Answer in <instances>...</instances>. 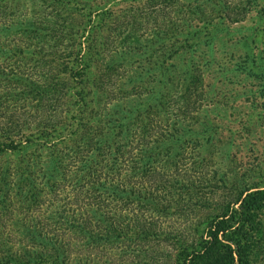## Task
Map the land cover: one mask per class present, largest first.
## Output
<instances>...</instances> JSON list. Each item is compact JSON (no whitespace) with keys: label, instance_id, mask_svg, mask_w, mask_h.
I'll use <instances>...</instances> for the list:
<instances>
[{"label":"trees","instance_id":"trees-1","mask_svg":"<svg viewBox=\"0 0 264 264\" xmlns=\"http://www.w3.org/2000/svg\"><path fill=\"white\" fill-rule=\"evenodd\" d=\"M210 1L234 19L253 5L0 0V264H252L264 251V180L205 171L216 131L198 128L210 90L194 47L209 42L182 35L213 24ZM134 57L155 67L134 71Z\"/></svg>","mask_w":264,"mask_h":264},{"label":"rangeland","instance_id":"rangeland-1","mask_svg":"<svg viewBox=\"0 0 264 264\" xmlns=\"http://www.w3.org/2000/svg\"><path fill=\"white\" fill-rule=\"evenodd\" d=\"M210 2L220 10L213 24L207 26L193 20L182 35L209 42L206 47L203 43L194 47L195 63L204 69L207 90H210L200 111L198 128L211 125L216 131L210 137L212 152L207 156L205 171L210 176L214 170L220 175L234 170L252 184L264 180V0H253L249 11L239 19L229 17L228 10L222 11L216 3ZM157 48L162 52L167 50ZM113 56L128 62L133 57L122 52ZM156 58L154 56L153 60ZM101 59L106 64L111 59L110 53ZM153 60L134 57L128 65L133 66L134 71L142 69L141 66L155 67ZM180 61L186 62V56ZM121 73H127V69H122ZM209 190L203 189L207 193ZM134 257V261L126 264H146L143 259ZM252 264H264V251Z\"/></svg>","mask_w":264,"mask_h":264}]
</instances>
